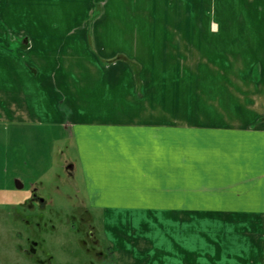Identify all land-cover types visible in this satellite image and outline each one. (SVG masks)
I'll list each match as a JSON object with an SVG mask.
<instances>
[{
	"label": "crops",
	"instance_id": "0c3cea01",
	"mask_svg": "<svg viewBox=\"0 0 264 264\" xmlns=\"http://www.w3.org/2000/svg\"><path fill=\"white\" fill-rule=\"evenodd\" d=\"M96 1L104 13L94 41L108 52L122 35L116 28H129L114 19L126 23L127 10L141 7L162 43L183 46L172 48L174 62L204 60L222 71L233 49L245 62H264V55L246 57L264 44V0ZM79 4L0 0V124L60 130L53 140L69 151L67 176L80 175L85 203L109 231L114 264H264V126H256L255 100L245 107L236 97L230 106L223 89L216 97L166 95L158 73L159 99L150 101L143 79L131 72L116 79L88 53L85 37L63 52L49 47L77 37L64 18ZM262 67L245 72L253 95L264 99V74H256ZM181 76L193 81L196 74ZM229 109L242 127L229 124Z\"/></svg>",
	"mask_w": 264,
	"mask_h": 264
},
{
	"label": "rangeland",
	"instance_id": "374dc122",
	"mask_svg": "<svg viewBox=\"0 0 264 264\" xmlns=\"http://www.w3.org/2000/svg\"><path fill=\"white\" fill-rule=\"evenodd\" d=\"M103 3L80 0L78 6L70 5L64 18L65 26L70 36L77 37L49 47L63 52L71 40L79 39L81 35L86 38L88 53L97 59L100 58L101 66L113 72L116 79L123 77L126 72L143 79L150 101L159 99L157 98L159 90L156 88L162 78L157 76L159 73L166 78L165 88L169 93L166 95L173 96L172 93L177 91L178 97L185 94L187 98L189 94L197 91L201 92V97L207 95L216 97L223 89L229 96L227 103L230 106L236 97L238 98L234 104L238 102L244 106L250 102V98L254 99V112L259 114L256 126H264V99L259 95H253L252 89L247 86L252 85L250 72H245L252 64L258 63L259 67H262L264 64L262 60L245 62L233 49L232 54L227 56L229 58L222 71L218 67L219 64L210 62L208 67L204 60L174 62L171 60L173 55L175 57L179 55L173 53L172 48L181 50L183 46L162 43L163 39L156 23L151 22L154 20L143 13L141 7L127 10L126 23L114 19L112 24L116 26L127 24L129 28H116L117 37H120L119 32L123 35L120 37L122 41L120 39L118 41L123 43L113 45V49L110 46L111 52H108L107 46L94 41L96 34L93 27L103 16ZM30 33L33 31L30 30ZM262 46L256 45L255 50L250 49L246 57H255L256 54L257 58L259 56L262 58L264 55ZM27 47L31 46L27 44ZM75 47L82 48L81 45ZM246 64L248 66L244 67ZM187 69H192L196 74L193 81L182 79L181 70ZM166 72H169L171 79L175 77L174 83L171 79L167 80ZM205 73L210 76L204 77ZM256 74L261 78L264 74L263 67ZM178 78L180 81L175 84ZM209 79L213 80L212 88L207 82ZM46 81L54 87L57 85L56 78L51 76L46 78ZM238 87L242 90L240 96ZM209 89L213 94L206 92ZM170 99L168 100L172 106L173 99ZM228 115L229 124L238 126L235 112L229 109ZM65 127L71 126L66 124ZM59 132L57 128L45 124L27 126L0 124V264H38V261H44V264H114V258H111L107 251L109 240L106 232L109 231L103 230L100 214L96 213L95 216L92 210L94 208L85 203L79 188L80 175L73 179L67 176L70 173L65 170L64 157L67 158L66 154L69 155V151L65 150V143L61 145V141L53 140ZM48 146L51 148L55 146L53 153L51 148L48 150ZM60 152L64 155L61 156ZM15 181L22 184L21 189H16ZM110 193V196H118L114 194H118L119 191L113 194L111 190ZM33 195L36 198L40 197L43 203L33 200ZM79 218L81 222L78 221ZM32 242L40 247L32 246ZM31 247L35 253L30 251Z\"/></svg>",
	"mask_w": 264,
	"mask_h": 264
},
{
	"label": "flooded vegetation",
	"instance_id": "af4514ba",
	"mask_svg": "<svg viewBox=\"0 0 264 264\" xmlns=\"http://www.w3.org/2000/svg\"><path fill=\"white\" fill-rule=\"evenodd\" d=\"M67 167H69V166H67ZM34 190H35V189H33V191H34ZM32 199H33V200H37L38 203H43V201L41 200V198H40V197L36 198L35 195L32 196ZM78 221L81 222V218H79ZM74 223H75V222H74ZM89 235H90V234H89ZM32 243H35V242H32ZM35 246L40 247V245H37V243H36ZM31 249H32V247H31ZM107 251L109 252V250H107ZM34 253H35V251H34ZM47 257H48V256H47ZM38 264H44V261H38Z\"/></svg>",
	"mask_w": 264,
	"mask_h": 264
},
{
	"label": "water",
	"instance_id": "95a60500",
	"mask_svg": "<svg viewBox=\"0 0 264 264\" xmlns=\"http://www.w3.org/2000/svg\"><path fill=\"white\" fill-rule=\"evenodd\" d=\"M15 187H16V189H21L22 188V184L19 181H15ZM35 245H36V243H32V246H35ZM30 251L32 253H34V249L33 248Z\"/></svg>",
	"mask_w": 264,
	"mask_h": 264
}]
</instances>
